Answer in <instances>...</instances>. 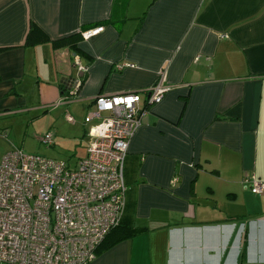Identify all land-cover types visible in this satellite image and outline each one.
<instances>
[{
    "label": "crops",
    "instance_id": "1",
    "mask_svg": "<svg viewBox=\"0 0 264 264\" xmlns=\"http://www.w3.org/2000/svg\"><path fill=\"white\" fill-rule=\"evenodd\" d=\"M31 24L47 41L25 44ZM74 36L86 74L62 104L74 50L53 43ZM161 70L172 89L138 105L121 223L89 264H264V194L243 183L264 182V0H0V159L14 121L55 113L49 148L67 134L74 147L40 156L74 167L105 116L94 99L146 89Z\"/></svg>",
    "mask_w": 264,
    "mask_h": 264
},
{
    "label": "built area",
    "instance_id": "2",
    "mask_svg": "<svg viewBox=\"0 0 264 264\" xmlns=\"http://www.w3.org/2000/svg\"><path fill=\"white\" fill-rule=\"evenodd\" d=\"M102 29L85 31L82 39ZM70 60L77 77L67 80L62 104L76 98L86 74L78 54ZM171 89L161 70L146 89L96 97L98 114L105 116L91 128L85 156L74 167L20 149L1 157L0 264H89L95 259L125 209L123 167L144 113L138 105L143 98L149 107L159 104ZM65 120L73 122L67 114ZM40 140L52 145L50 133ZM243 183L252 195L264 194V182L254 175Z\"/></svg>",
    "mask_w": 264,
    "mask_h": 264
},
{
    "label": "rangeland",
    "instance_id": "3",
    "mask_svg": "<svg viewBox=\"0 0 264 264\" xmlns=\"http://www.w3.org/2000/svg\"><path fill=\"white\" fill-rule=\"evenodd\" d=\"M71 109H73V111L75 112V114H72V116L75 122H77V124L76 123L73 124V122L72 123L68 122V123L73 124L74 127H78V124H82L84 113L81 112L80 107L76 104L73 105ZM53 115H55V113H52L51 116ZM51 116L43 115L38 118H35L28 126L25 122L26 121L25 119L14 121L12 128L14 129L15 134L17 136L9 140L8 143L10 148L9 151L13 149H21L24 153L27 154H39L49 157L55 156L56 159H60V160L64 159V157L67 156V152H70L74 147L75 140H73V135L67 134L58 137L55 143L56 147L53 148L54 151L51 148L45 146L40 140L41 137L44 134H46L51 127H53V118H51ZM57 116H60V114H57ZM62 118L63 116L60 119ZM26 130H27V134L24 137L23 133ZM5 143L6 141L3 140L0 141V153Z\"/></svg>",
    "mask_w": 264,
    "mask_h": 264
},
{
    "label": "trees",
    "instance_id": "4",
    "mask_svg": "<svg viewBox=\"0 0 264 264\" xmlns=\"http://www.w3.org/2000/svg\"><path fill=\"white\" fill-rule=\"evenodd\" d=\"M81 40V37L80 36H74V37H71V38H67V39H64V40H61V41H58V42H55L53 43V46L55 48H59V47H62V48H69V49H73L74 50V53L78 54L77 52V48H76V45L77 43ZM47 41V38L45 37V35H43L41 33V31L33 24L30 25V28H29V31H28V34H27V37H26V42L25 44L26 45H35V44H38L40 42H45ZM85 77V76H84ZM84 77H83V81H84ZM64 83V87L66 86V83H67V80L63 82ZM64 94V93H63ZM121 223V222H120ZM120 226V224H119ZM118 226V227H119ZM117 227V228H118ZM115 228V229H117ZM114 229V230H115ZM112 230L106 237L105 239L114 231ZM105 239L103 240V242L105 241ZM103 242L101 243V245L103 244ZM101 245L98 247L97 251H96V254L99 252L100 250V247Z\"/></svg>",
    "mask_w": 264,
    "mask_h": 264
}]
</instances>
